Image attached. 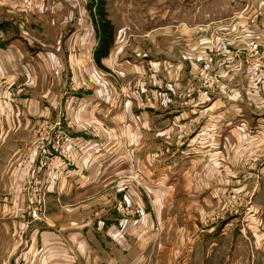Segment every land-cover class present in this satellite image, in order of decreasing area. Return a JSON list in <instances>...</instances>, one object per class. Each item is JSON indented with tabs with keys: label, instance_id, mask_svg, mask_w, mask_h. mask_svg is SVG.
I'll return each instance as SVG.
<instances>
[{
	"label": "crops",
	"instance_id": "1",
	"mask_svg": "<svg viewBox=\"0 0 264 264\" xmlns=\"http://www.w3.org/2000/svg\"><path fill=\"white\" fill-rule=\"evenodd\" d=\"M76 20L62 0H0L2 89L4 94L17 92L12 99L2 100L0 110V236H10L8 247L2 246L3 264H215V252L200 250L197 226L162 218V212L169 211L172 191L164 182L178 180L187 165L183 155L169 157L163 147L180 142L177 134L183 135L179 128L186 125L190 114L196 118L194 111H200L192 108L196 94L190 80L186 82L190 75H185L183 62L153 63L135 57L133 62L114 63L111 54L109 60L102 57L96 62L98 37L87 17L78 21L79 26ZM244 32L248 37L232 41L230 48H242L245 42L264 48V24H248ZM106 62L123 76L120 83L127 84L129 91L125 98H121L117 83L105 77ZM147 67L149 71L142 77L139 72ZM204 72V76L208 74ZM236 74V83L246 82L242 72ZM261 85L264 89V80ZM58 110L65 111L71 130L76 122V145L88 156L83 161L88 167H63L59 176L51 177L38 171L35 177L50 178L47 219L30 222L18 186L34 174L36 165L30 170L22 158L38 142L36 129L46 127ZM169 111L175 112L174 118L164 121L162 115ZM222 111H226L224 118L218 123L210 119L198 132L190 131L188 141H202L211 147L219 139L227 145L233 128L229 118L246 117L252 110L232 106ZM126 147L129 150L125 151ZM228 153L226 148L225 165L235 163L236 168H243L231 153L226 157ZM52 165L54 169L60 166ZM131 169L144 176L142 185L148 192L149 217L140 224L119 208L122 192L115 191V185L109 187ZM127 192L137 198L135 191ZM153 198L165 203L154 206ZM98 203L104 209L100 217L91 218L90 209ZM259 207L256 235L264 264V202ZM213 230L215 227L209 229L212 239L218 237Z\"/></svg>",
	"mask_w": 264,
	"mask_h": 264
},
{
	"label": "rangeland",
	"instance_id": "2",
	"mask_svg": "<svg viewBox=\"0 0 264 264\" xmlns=\"http://www.w3.org/2000/svg\"><path fill=\"white\" fill-rule=\"evenodd\" d=\"M62 3L63 7L75 14L76 26H79L78 21L86 17L91 23L100 47L98 53L94 54L96 62H100L102 57L109 60L110 54V61L114 63L133 62L135 57L153 63L168 61L175 65L183 62L185 75H190L186 76V82L190 80L192 92L196 94L192 108L200 111H194L197 113L196 118L190 114L186 125L179 128L183 135L177 134L180 142L175 146L168 144L163 147L169 157L183 155L187 165H184V173L178 174V180L170 178L164 182L172 191L170 190L169 195V211L162 212V218L169 221L181 220L197 226L201 234L200 250L215 252V264H262L258 253L263 248L257 244L255 219L257 212L261 211L260 204L264 202V89L261 85L264 77L263 69L262 72H253L251 69L254 63L264 58V48L246 42L242 48L233 49L229 46L234 40L248 37L244 32L248 24L258 27L264 24V0H62ZM215 43L225 45L232 56L231 62L216 55L213 48ZM198 51H202L204 56ZM210 66L215 69H210ZM149 68L139 72L142 77L145 72L148 73ZM204 71L208 73L205 76ZM235 72H242L239 76L246 82L242 85L236 83L238 74ZM171 75L173 73L170 77ZM105 77L117 83L121 98L128 95L127 84L120 83L123 76L108 67L107 62ZM0 86H4L1 78ZM9 93L14 94L9 98L12 99L17 92L7 91L4 94L3 89L0 90L3 98H8ZM232 106H243L252 111H248L246 117L229 118L231 127L233 126L229 134L231 142L223 145L225 142L222 140L223 143H220L218 139L214 144L216 147H207L202 141H195L193 144L188 141L191 132H198L210 119L218 123L226 112L222 110ZM174 115V111H169L162 115V119L170 122ZM75 123L74 121L71 130L65 111L58 110L49 121L51 130L48 125L36 129L34 138L42 142V147L37 149L38 157L33 159L32 152L36 144L32 145L28 149L30 152L27 150L24 153L22 164L30 167V170L36 165L37 171L41 170L49 177L59 176L66 168L86 169L88 165L83 164V161L88 156L85 157L76 145ZM88 134H92V131L88 130ZM67 140L71 144L65 150L64 143ZM56 145H59L57 155L54 151L56 147H52ZM226 148L243 168H236L235 163L232 166L225 165ZM124 150L129 149L126 147ZM60 151L67 153L59 154ZM54 156L63 163L50 160ZM191 160L196 162L191 165ZM56 163L60 166L54 169L52 164ZM169 169L174 168L171 165ZM134 173L140 174L131 169L109 187L115 185V191L122 192L119 208L133 222L140 224L142 222H139V216H142L143 223L149 217L146 209L149 200L148 192L142 185L144 176L140 174L142 180L137 183L129 178ZM37 174L27 175L29 177L18 186L23 190L20 194L24 198V213L30 222L38 221L31 218L30 211L39 206L43 208L40 220L47 219L46 193L50 178L45 181L41 176L35 177ZM241 176H245L247 180ZM127 190L135 191L138 199ZM160 203L165 202L157 198L155 201L153 198L154 206ZM103 209L99 203L91 207V218L100 217ZM150 215L152 216V208ZM212 227H215L213 232L216 231L217 238H211L214 236L209 232ZM224 230L226 235H220ZM7 239H10L9 235L0 236V264H3L5 253L2 246L8 247Z\"/></svg>",
	"mask_w": 264,
	"mask_h": 264
},
{
	"label": "built area",
	"instance_id": "3",
	"mask_svg": "<svg viewBox=\"0 0 264 264\" xmlns=\"http://www.w3.org/2000/svg\"><path fill=\"white\" fill-rule=\"evenodd\" d=\"M214 50H215V53H216V55H218V56H221L222 58H224V60L226 61V62H231L232 61V56H231V54L228 52V49H226L225 48V45L224 44H216L215 43V45H214ZM258 53H255V55H257ZM262 69H263V77H264V58H261V59H259L256 63H254L253 65H252V71L253 72H262ZM0 90H2V88H1V86H0ZM14 94H8V98H3V97H1L0 96V110H1V108H2V104H1V102H2V100L4 99L5 101H8L9 100V98L10 97H12ZM60 129H61V127H59ZM39 144H41L42 145V142H39V139H38V142L36 143V145H35V147H34V150H33V152H32V154H33V156L35 157L36 155H37V149L39 148ZM70 144H71V141L70 140H67L65 143H64V145H66V147H65V150H68L69 149V147H70ZM52 147H56V149H54V151H55V153H56V155H57V153H58V149L57 148H59V145H56V146H52ZM52 150H53V148H52ZM53 152V151H52ZM61 153H63V154H66L67 152L65 151V152H63V151H60V153L59 154H61ZM45 156H43L42 157V160H43V158H44ZM50 160H52V161H54V162H58V163H63V162H61V161H59L58 159H57V156H54V157H52ZM34 173H38V171L37 170H35V172ZM129 178L131 179V180H133V181H136L137 183H139L142 179V177H141V175L140 174H137V173H134V174H132V175H130L129 176ZM38 203H40V202H38ZM30 215H31V218H33V219H35V220H38V219H40V217H41V215L43 214V208L41 207V206H39V207H36V208H32L31 209V211H30ZM142 216H139L138 217V220H139V222H142L143 223V221H142Z\"/></svg>",
	"mask_w": 264,
	"mask_h": 264
}]
</instances>
